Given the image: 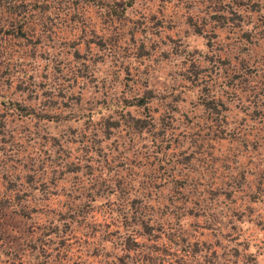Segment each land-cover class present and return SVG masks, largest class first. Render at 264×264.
Instances as JSON below:
<instances>
[{"label":"rangeland","instance_id":"rangeland-1","mask_svg":"<svg viewBox=\"0 0 264 264\" xmlns=\"http://www.w3.org/2000/svg\"><path fill=\"white\" fill-rule=\"evenodd\" d=\"M188 1L135 0L110 40L92 4L80 8L83 28L50 12L41 30L44 19L30 12L25 35L0 46L1 93L34 110L27 132L0 110V264H264V149L196 148L193 124L207 122L192 106L193 71L217 91L224 55L239 56L248 85L264 90V32L199 34ZM143 89L153 90L156 117L173 101L169 146L127 125L102 131L109 100ZM258 105L241 129L256 127L262 147L264 95ZM132 203L160 224L148 232L120 220Z\"/></svg>","mask_w":264,"mask_h":264},{"label":"trees","instance_id":"trees-1","mask_svg":"<svg viewBox=\"0 0 264 264\" xmlns=\"http://www.w3.org/2000/svg\"><path fill=\"white\" fill-rule=\"evenodd\" d=\"M134 2L135 0H0V46H15V41H18L21 35H25L31 21L26 19V15L30 12H37L40 20L44 19L41 30L47 23L46 19L50 18L46 16L50 12L56 18H65L67 23L75 24L77 28H83L80 23L84 22L79 18V11L80 8L84 10L88 3L92 4V7L93 5L96 7L95 14L101 24L106 27V38L110 40L114 34L111 25L115 22L123 23L127 19L126 9ZM188 2L191 4L188 8L190 12L186 16V21L199 34H203L204 30L208 29L211 32L214 30L240 29L243 31V35L246 36L249 32L252 33L256 30L264 32V13H261L264 8V0H189ZM191 8H196V10L193 11ZM245 17L247 20H245ZM37 23L38 25L41 24V22ZM232 58L234 60L225 55L224 59L219 58V61H225L228 64V68H225L226 74L223 75V80L218 84L217 91L210 92L206 90L205 80L200 78L199 81L198 73L196 74L195 71H193L194 75L191 74L192 72L190 73L193 75V81L197 83L196 86L200 89V92L195 94V101L191 102L192 106L196 107L198 103L202 106L203 121L207 122L198 124L195 120L193 133L196 136L193 141L194 144H198L196 148L201 149L207 147L208 144L211 145L212 142L218 144L223 148L224 155L235 153L236 155L240 154V156L241 154H248L249 157L259 156L260 151L264 149V145L262 144L261 147V144L258 143L259 137H256L259 135L258 130L252 126L248 130L249 133H246V129H241V125H243L246 118L252 119L258 113L260 108L258 104L261 95H264V90L257 86H249L247 76L239 72V61L243 62V60L239 56ZM191 66H193V69L196 67L198 69V66L194 67V64H191ZM12 77L14 78L13 74ZM12 82L16 83L15 89H18L17 91H23L17 77ZM2 84L3 82L0 80V110L5 112V116L15 117L17 120L21 119L25 124L24 131H29L28 127L34 110L22 102L8 99L6 94L1 93ZM245 93L252 94L246 98ZM152 94V89H143L134 91L131 95L123 94L109 100L110 104L104 106V111L110 110V114H101L100 117V120L102 119V131L108 134L116 128L120 129V125H124L123 127L127 125L135 132L144 130L146 134L151 136L152 141L159 139L161 134L165 138L160 140V144H164L166 136L170 135L166 126L167 122H164V119H166L165 111L173 104V101L168 100L166 105L163 104L165 107L163 110L153 109L156 114L158 113L156 117L154 114L149 113L150 104L154 97ZM244 101L248 103H244ZM229 102H235V104H232L234 110L228 106L227 103ZM245 104L248 106H245ZM38 108L44 109L45 104H38ZM140 108L148 110L149 114L146 117H144L145 113L132 114V112L137 113ZM231 118L239 119L235 126L231 124ZM251 136H254L253 139H250ZM169 138L170 136L167 137V141L170 140ZM165 144H168V142ZM215 144L213 145L215 146ZM160 149L159 146L154 151L159 154ZM164 155L160 158L163 159ZM134 205L132 203L130 214L118 212V216H116L126 222L131 219L133 224L139 225L143 231L148 232L160 224L158 216L147 218L146 214ZM20 211L23 212V208Z\"/></svg>","mask_w":264,"mask_h":264}]
</instances>
